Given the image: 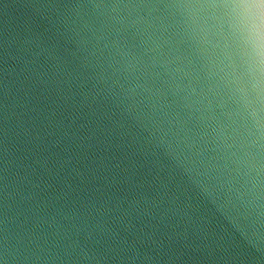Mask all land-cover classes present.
I'll return each mask as SVG.
<instances>
[{"label":"water","instance_id":"1","mask_svg":"<svg viewBox=\"0 0 264 264\" xmlns=\"http://www.w3.org/2000/svg\"><path fill=\"white\" fill-rule=\"evenodd\" d=\"M255 29L264 0H0V264H264Z\"/></svg>","mask_w":264,"mask_h":264},{"label":"clouds","instance_id":"2","mask_svg":"<svg viewBox=\"0 0 264 264\" xmlns=\"http://www.w3.org/2000/svg\"><path fill=\"white\" fill-rule=\"evenodd\" d=\"M260 6L261 5H257V7ZM249 41L254 46L257 55L264 58V32H261L258 29L252 30L249 33Z\"/></svg>","mask_w":264,"mask_h":264}]
</instances>
